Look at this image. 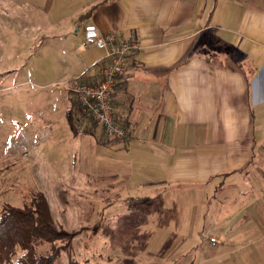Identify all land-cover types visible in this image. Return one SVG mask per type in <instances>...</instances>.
Segmentation results:
<instances>
[{
  "label": "crops",
  "instance_id": "obj_1",
  "mask_svg": "<svg viewBox=\"0 0 264 264\" xmlns=\"http://www.w3.org/2000/svg\"><path fill=\"white\" fill-rule=\"evenodd\" d=\"M68 3L81 6L82 30L91 22L118 43L140 44L112 93L115 120L130 135L124 144L101 141L117 156L113 177L138 176L146 185L182 190H223V216L211 236L233 250L220 258L261 261L264 0ZM91 48L85 66L92 65L72 80L73 96L77 79L86 74L96 83L97 64L108 63L105 51Z\"/></svg>",
  "mask_w": 264,
  "mask_h": 264
},
{
  "label": "rangeland",
  "instance_id": "obj_2",
  "mask_svg": "<svg viewBox=\"0 0 264 264\" xmlns=\"http://www.w3.org/2000/svg\"><path fill=\"white\" fill-rule=\"evenodd\" d=\"M80 7L0 0V216L44 197L57 227L77 234L56 264H239L211 236L223 190L113 177L117 156L70 92L94 52Z\"/></svg>",
  "mask_w": 264,
  "mask_h": 264
},
{
  "label": "trees",
  "instance_id": "obj_3",
  "mask_svg": "<svg viewBox=\"0 0 264 264\" xmlns=\"http://www.w3.org/2000/svg\"><path fill=\"white\" fill-rule=\"evenodd\" d=\"M75 83L91 84L86 74ZM74 102L81 110L76 97ZM69 118L75 130L73 119ZM76 235L57 227L42 196L20 208L6 205L0 216V264H56ZM44 245L50 246L48 253L39 251Z\"/></svg>",
  "mask_w": 264,
  "mask_h": 264
},
{
  "label": "built area",
  "instance_id": "obj_4",
  "mask_svg": "<svg viewBox=\"0 0 264 264\" xmlns=\"http://www.w3.org/2000/svg\"><path fill=\"white\" fill-rule=\"evenodd\" d=\"M84 49L96 47L105 51L108 63L99 65V76L96 83H78L73 88L81 111L103 129L108 141L124 144L130 133L118 124L114 117L112 93L117 79L127 72V60L130 54L140 49L136 41L125 40L118 43L112 35L103 36L95 24L88 22L84 26ZM211 243L216 244L212 239Z\"/></svg>",
  "mask_w": 264,
  "mask_h": 264
}]
</instances>
